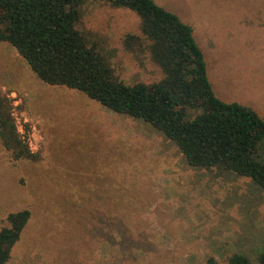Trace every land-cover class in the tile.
Listing matches in <instances>:
<instances>
[{
  "label": "rangeland",
  "instance_id": "374dc122",
  "mask_svg": "<svg viewBox=\"0 0 264 264\" xmlns=\"http://www.w3.org/2000/svg\"><path fill=\"white\" fill-rule=\"evenodd\" d=\"M154 1L194 29L216 95L264 119V0ZM78 26L126 83L161 78L123 48L139 33L132 12L90 0ZM0 91L41 157L14 161L0 142V230L9 214L31 212L9 264H225L236 252L259 264L264 192L249 179L191 168L148 124L43 83L7 43Z\"/></svg>",
  "mask_w": 264,
  "mask_h": 264
},
{
  "label": "trees",
  "instance_id": "16d2710c",
  "mask_svg": "<svg viewBox=\"0 0 264 264\" xmlns=\"http://www.w3.org/2000/svg\"><path fill=\"white\" fill-rule=\"evenodd\" d=\"M89 1L0 0V43L10 44L43 83L75 90L118 116L148 124L179 149L191 168L214 171L216 177L234 174L264 192V161L259 159L264 119L216 95L192 26L154 0H106L139 20V33L123 37L125 52L142 68L151 63L161 73L152 83L128 84L95 45H88V34L78 26ZM0 142L14 161L41 160L19 129L13 100L1 91ZM30 219L27 209L7 216L0 230V264L10 263ZM258 263L264 264V253ZM206 264L222 263L210 256ZM225 264L254 262L236 252Z\"/></svg>",
  "mask_w": 264,
  "mask_h": 264
},
{
  "label": "built area",
  "instance_id": "2783aa9c",
  "mask_svg": "<svg viewBox=\"0 0 264 264\" xmlns=\"http://www.w3.org/2000/svg\"><path fill=\"white\" fill-rule=\"evenodd\" d=\"M19 126V125H18ZM20 129V128H19ZM20 131L22 132V130L20 129ZM23 133V132H22ZM30 143V142H29ZM30 147H31V144H30Z\"/></svg>",
  "mask_w": 264,
  "mask_h": 264
}]
</instances>
